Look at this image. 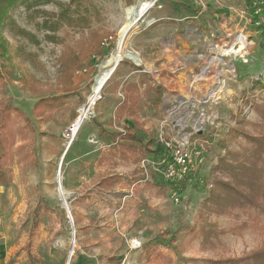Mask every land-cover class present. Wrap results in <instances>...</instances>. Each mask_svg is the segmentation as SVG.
Returning <instances> with one entry per match:
<instances>
[{
	"label": "rangeland",
	"instance_id": "374dc122",
	"mask_svg": "<svg viewBox=\"0 0 264 264\" xmlns=\"http://www.w3.org/2000/svg\"><path fill=\"white\" fill-rule=\"evenodd\" d=\"M137 1L81 0L78 10L86 24L62 25L55 32L42 25L53 17L31 18L32 12L38 7L58 14L59 5L67 6L69 0L10 10L16 26L34 33L38 42L16 34L10 25L3 31L13 65L2 68L0 99L22 110L34 129L25 135L23 119L13 114L7 128L12 140L2 152L8 182L0 185V259L7 264H29L21 246L42 201L53 210L40 215L32 244L38 262L31 264H250V259L239 261L264 250L262 221L238 208L220 214L203 203L211 180L219 177L213 172L218 158L226 151L242 154L254 146L248 135L264 132V87L257 82L264 78V0L152 1L126 41V50L138 54L139 63L126 57L119 61L70 135L101 63L128 21L127 9ZM74 6L70 4L72 10ZM93 31L111 34L103 38L106 45L100 43L103 57L89 56L72 87L62 90L55 83L57 57L66 46L82 50V38ZM47 34L59 41L48 40ZM236 35L244 37L243 43L234 40ZM23 52L34 53L35 59H25ZM141 75L152 79L148 85H163L159 104L155 92L141 93L136 118L144 129L153 137L162 132L166 139L184 135L204 152L186 184L165 180L158 164L164 149L157 143L159 154H135L117 167L97 163L113 145V131H123L113 116L123 95L120 85ZM62 94L67 96L64 104L47 117L32 114L39 98ZM106 175H117V180L109 189L96 188ZM134 240L139 246L132 247Z\"/></svg>",
	"mask_w": 264,
	"mask_h": 264
},
{
	"label": "trees",
	"instance_id": "16d2710c",
	"mask_svg": "<svg viewBox=\"0 0 264 264\" xmlns=\"http://www.w3.org/2000/svg\"><path fill=\"white\" fill-rule=\"evenodd\" d=\"M49 0H0V88L4 86L5 78L2 68L9 65L12 66V53L10 43L4 36V29L10 25L16 29V34L28 38L33 43H37L36 35L24 28L16 26L14 19L10 16V10L17 6H24L25 9H33L42 4L48 3ZM60 4V3H59ZM70 4H74L73 10ZM81 0H69V5H59L58 14L48 13L40 8H35L32 12V17L42 14L51 16L53 21L46 17L42 21V25L49 31L55 32L60 26L66 25L68 27H78L86 24L85 17L79 14V7ZM111 34L99 33L96 31L88 33L82 41L85 46L82 50L75 51L70 46L64 47L57 57L59 65L57 66L55 83L59 85L62 90H68L73 85V78L75 73L79 71L83 62L91 55L96 54L103 57V50L100 49V43L103 38L110 37ZM46 38L52 42L59 41L55 34H47ZM25 59H35V54L30 52H23ZM165 73H162L163 77ZM152 80L150 77L145 79L141 77L137 81L126 82L121 87L123 99L115 107L113 116L114 120L121 122V127L124 132L113 131L114 143L106 151H102L97 158L98 164L109 162L112 167H116L120 161H128L133 155L144 156L147 153L159 154L156 150L160 143L155 141V137L150 135L144 129L145 123L136 118L137 108L140 99V86L145 85L142 90L143 94H149L151 91L155 92V101L160 103V94L162 91V84L148 85L147 81ZM257 81L264 87V78L259 77ZM256 82V81H254ZM256 82V83H257ZM2 86V87H1ZM32 90L33 87L31 86ZM66 94L39 98L32 107V114L40 118L47 117L50 112L64 104ZM23 119V127L26 133L33 135L34 129L30 118L19 108L7 103L3 98L0 99V185H5L8 182V173L2 163V152L5 146L11 142V132L8 131V125L12 115ZM264 116V111L263 114ZM125 118L131 120V124L125 122ZM264 127L263 125L261 126ZM135 128V129H134ZM264 130V129H263ZM137 131L143 132L147 139L139 135ZM144 139L146 141H144ZM251 145V148L243 149L242 154L235 151L226 153L218 158V162L213 167V172L218 173L219 177H214L211 180L209 191L204 198V205L206 208L225 214L233 211L235 208L246 213L247 216L256 222L262 221L264 223V132L259 136L248 135L246 138ZM157 143L154 147V144ZM161 146V145H160ZM164 149V148H162ZM168 159V153L164 149L158 157ZM117 175H106L95 183L98 189H109L117 180ZM192 177L188 175L182 180V183H187ZM226 178L227 180H225ZM85 196V194H83ZM84 198H88L86 195ZM52 208L44 201L39 202L33 210L32 222L27 230L26 240L22 245V250L25 251L29 262L36 260L32 252L33 238L35 230L39 226V219L41 213H50ZM64 215V211H62ZM238 216V215H237ZM207 236V235H205ZM207 237L204 238L206 241ZM245 259H250V264H264V250L257 251L245 258L240 259L239 262Z\"/></svg>",
	"mask_w": 264,
	"mask_h": 264
},
{
	"label": "bare ground",
	"instance_id": "6f19581e",
	"mask_svg": "<svg viewBox=\"0 0 264 264\" xmlns=\"http://www.w3.org/2000/svg\"><path fill=\"white\" fill-rule=\"evenodd\" d=\"M152 4H153L152 0H144L141 4L140 12L143 14H146L145 12L148 10V8L151 7ZM127 18H128V21L120 28V30L118 32V36H117V40H116L114 50L106 58V60L103 61L100 65V70L98 71L97 76L95 78V84L92 85L91 96L88 98L87 103L84 104L79 109V114H78V117L76 118V124L74 122V126H73L72 130H70V132H69L71 136L75 135V131H76L75 129L77 128V126H80L83 119L87 116V114L92 109L93 103L99 98L100 91L102 90L105 83L110 79V77H111L114 69L116 68L117 64L119 63V61L125 57L133 59L136 63H139V61H140L138 54L126 50L127 38L129 36L132 28L135 27V25L137 23V22H135V17L133 16V9L131 7L127 9ZM234 40L239 42V43H243L244 37L241 35H236L234 37ZM242 47H243V45L242 46L240 45L239 49H241ZM213 52H215V50H213ZM72 248H73V246H72Z\"/></svg>",
	"mask_w": 264,
	"mask_h": 264
},
{
	"label": "built area",
	"instance_id": "2783aa9c",
	"mask_svg": "<svg viewBox=\"0 0 264 264\" xmlns=\"http://www.w3.org/2000/svg\"><path fill=\"white\" fill-rule=\"evenodd\" d=\"M107 39H103L101 45H106ZM121 96V93L119 94ZM74 123L71 124L70 130L73 128ZM184 135L177 136L176 138L166 139L163 137L162 132L157 133L155 141L163 145V148L168 153V159L160 158L158 164L162 166L165 180L180 181L186 178L188 175L196 172L197 166L202 160L205 159L204 152L197 145H193V141L188 140ZM202 158V159H201ZM145 159L142 160V163ZM132 247L139 246L134 240Z\"/></svg>",
	"mask_w": 264,
	"mask_h": 264
},
{
	"label": "water",
	"instance_id": "95a60500",
	"mask_svg": "<svg viewBox=\"0 0 264 264\" xmlns=\"http://www.w3.org/2000/svg\"><path fill=\"white\" fill-rule=\"evenodd\" d=\"M152 1L154 2L155 0H152ZM142 2H143V0H138V1L136 2V4H135L134 6L131 7V8L133 9V16L135 17V22H137V21L143 16V13L140 12V7H141ZM135 22H134V23H135ZM96 76H97V74H96L95 77H94V82H93L92 85L95 84V78H96ZM67 147H68V146H67ZM66 150H67V149H65V151H66ZM58 178H59V177H58ZM59 189H60V198H61V201H62L63 204L65 205V210H67L66 200H65V198H64V195H63V193H62V190H61V187H60V186H59ZM71 255H72V246H71L70 251H69L68 260H69V258L71 257Z\"/></svg>",
	"mask_w": 264,
	"mask_h": 264
},
{
	"label": "crops",
	"instance_id": "0c3cea01",
	"mask_svg": "<svg viewBox=\"0 0 264 264\" xmlns=\"http://www.w3.org/2000/svg\"><path fill=\"white\" fill-rule=\"evenodd\" d=\"M163 72H165V71H163ZM141 77H142V75H141ZM139 78H140V76H139ZM138 78V79H139ZM137 81V80H136ZM160 82H162V81H160ZM124 84V83H123ZM123 84H121L120 86L122 87L123 86ZM162 84V83H161ZM163 86V85H162ZM118 87V86H117ZM145 87V85H142V86H140V89H139V91H140V99H141V93H142V90H143V88ZM113 88H114V85H113ZM119 88V87H118ZM115 89V88H114ZM121 90V89H120ZM120 92V91H119ZM121 93V95L123 94L122 92H120ZM144 95H149V94H144ZM121 98L123 99V95L121 96ZM121 99V100H122ZM140 99H139V104H140ZM121 102V101H120ZM155 103H157L156 101H155ZM159 104V103H158ZM118 105V104H117ZM116 105V106H117ZM115 106V107H116ZM138 107H139V105H138ZM138 109V108H137ZM115 110V109H114ZM137 116V115H136ZM127 120H130V119H128V118H125V122L127 121ZM131 121V120H130ZM121 123V122H120ZM122 130V129H121ZM122 132H124V131H122ZM66 152V151H65ZM133 157H134V155H133ZM132 159V158H131ZM130 159V160H131ZM130 160H128V161H130ZM98 163V162H97ZM104 163H109V162H103L102 164H104ZM121 165V161L119 162V164L117 165V166H120ZM116 166V167H117ZM83 185V184H82ZM24 244V243H23ZM21 250H22V246H21ZM22 251H24V250H22ZM25 252V251H24ZM28 259V258H27ZM34 261H37L38 262V260L36 259V260H34ZM28 262H29V260H28ZM77 263V262H76ZM0 264H7V260L6 259H4V260H2V259H0ZM29 264H31L30 262H29ZM65 264H66V262H65Z\"/></svg>",
	"mask_w": 264,
	"mask_h": 264
}]
</instances>
